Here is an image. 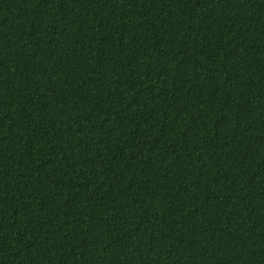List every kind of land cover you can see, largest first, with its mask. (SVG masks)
Here are the masks:
<instances>
[{"label":"trees","instance_id":"16d2710c","mask_svg":"<svg viewBox=\"0 0 264 264\" xmlns=\"http://www.w3.org/2000/svg\"><path fill=\"white\" fill-rule=\"evenodd\" d=\"M0 264H264V0H0Z\"/></svg>","mask_w":264,"mask_h":264}]
</instances>
